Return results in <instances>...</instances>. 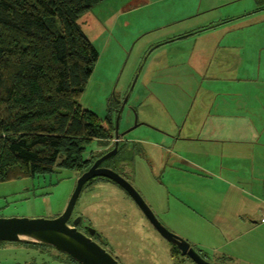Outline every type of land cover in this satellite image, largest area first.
<instances>
[{
    "label": "rangeland",
    "instance_id": "rangeland-1",
    "mask_svg": "<svg viewBox=\"0 0 264 264\" xmlns=\"http://www.w3.org/2000/svg\"><path fill=\"white\" fill-rule=\"evenodd\" d=\"M77 22L98 51L79 104L102 119L108 116L114 132L117 124L118 133L128 140L116 157L102 165L124 176L162 224L208 262L264 264V223L248 220L255 207H264V190L249 192L250 186L245 188L241 181L247 195H218L213 188L199 191L196 175L207 172L200 166L213 167L210 155L217 157L220 152L218 146L184 139L205 136L215 104H247L254 90L264 100V79L249 80L256 75L255 66L257 74L264 73V59L261 62L257 56L245 69L238 64L251 49L247 44L259 52L255 40L264 35V0H102L80 14ZM246 25L258 29L236 32ZM227 27L233 31L226 32ZM177 35L185 38L165 43ZM222 38L217 55L207 62V70L200 69V77L190 79L189 62L180 60L182 54L179 60H170L180 52L188 55L193 44L201 42L211 46L214 54ZM225 46L230 61L221 68L218 61ZM212 74L218 78L204 79ZM112 145L113 139H95L86 144L84 156L101 157ZM171 152L184 160L175 159ZM235 164L245 169L243 159ZM229 173L225 168L220 174L234 180ZM80 175L56 166L45 175L0 183V218L56 217L66 208ZM189 176L195 186L192 191L182 184L191 181ZM161 209L181 216L170 215L168 221ZM78 216L105 238V248L121 264H196L158 233L118 184L98 180L84 185L69 222ZM0 264L74 263L50 246L0 241Z\"/></svg>",
    "mask_w": 264,
    "mask_h": 264
},
{
    "label": "trees",
    "instance_id": "trees-1",
    "mask_svg": "<svg viewBox=\"0 0 264 264\" xmlns=\"http://www.w3.org/2000/svg\"><path fill=\"white\" fill-rule=\"evenodd\" d=\"M99 1L0 0V183L56 166L82 174L99 157L84 156L86 144L114 137L108 116L79 104L98 51L77 18ZM98 180L115 183L96 176L84 185Z\"/></svg>",
    "mask_w": 264,
    "mask_h": 264
},
{
    "label": "crops",
    "instance_id": "crops-1",
    "mask_svg": "<svg viewBox=\"0 0 264 264\" xmlns=\"http://www.w3.org/2000/svg\"><path fill=\"white\" fill-rule=\"evenodd\" d=\"M218 29L221 28L220 24H217ZM215 25V26H216ZM214 27V26H211ZM225 26H223L224 28ZM242 26L236 28V32H249V31H256L258 29L257 25H253L250 27ZM254 28V30H253ZM225 30L226 32H232L233 29L231 27H227ZM173 39H170L165 41V43H171L177 40L178 38L182 39L185 38L183 36L177 35L173 36ZM263 39L261 41H257L256 45H259V52L257 53L255 51V48L253 46H249L251 49L248 50V55L246 56L245 60H242L238 62V64L243 67V69L249 67L253 61H256L257 56L260 57V61L264 59V35L262 36ZM221 41L218 43V46L216 47V50L214 51V54L212 52L211 46L205 44L203 46L204 42H201V45H194L192 46V50L188 55H186L185 52H180L174 56H170V60L173 59H180L181 57H178L182 54V59L188 61L187 65L189 66V69L191 71V80L193 77H200L201 75V68H206L209 66L207 62L209 60H213L214 56L217 55V49L220 48ZM198 41L197 39L194 41L196 44ZM222 60L218 61V64L221 66V68L224 67L226 60L229 62L228 59V50L227 46L222 47ZM188 57V59H187ZM195 57V58H194ZM192 58V60H191ZM249 58V60H248ZM178 59V60H179ZM245 63V64H244ZM168 64L171 66H174L173 63L168 61ZM207 64V65H206ZM244 64V66H242ZM247 64V66H246ZM206 65V66H205ZM218 65V67H219ZM257 66H255L256 69V75H252V78L249 80H259L264 79V73L263 74H257ZM217 68V71L215 73H220V69ZM199 70V71H198ZM205 70V71H206ZM206 74V73H205ZM215 74H212L211 76H204V79L207 81H213L217 79L218 77L214 76ZM242 79V78H241ZM240 79V80H241ZM239 80V81H240ZM263 81V80H261ZM258 92L254 90V93H252V97H250L249 102L247 104H238L235 105L231 102L229 103H222V104H215L214 109L209 112V115L212 116V119H209V126L206 129L205 136L198 135V136H187L184 138L185 140H196V141H204L208 144V146H218L217 149L220 152L217 157L215 155H210V162L211 164H214V166L206 167V166H200L203 169H205L206 175L205 176H199L196 175V178H200V183H198L197 187L199 191L208 190L209 188H213L214 190H218L220 193L215 192L216 194H221L225 192L233 193L234 195L237 194H243L247 195L245 192V188L250 186L249 192L252 191V189L257 190H264V100L261 98L260 95L257 94ZM225 94H232V93H225ZM233 95V94H232ZM264 95V94H263ZM258 96H260L258 98ZM258 98V99H257ZM213 108V107H212ZM204 130V127H203ZM202 130V131H203ZM165 137H170L173 141L178 140L175 139L173 136H170L162 131H160ZM161 137H163L161 135ZM169 138V139H170ZM161 139V138H160ZM215 148V147H212ZM211 152V150H209ZM172 156L175 157V159L184 160L183 156L181 154H177L174 152H171ZM220 157L219 163H217V166H215V162L218 161V158ZM226 158V162L224 160ZM243 159L245 161V169L243 167L234 165L239 160ZM169 162V160H167ZM166 162V161H164ZM167 163V162H166ZM175 167V166H174ZM213 168V169H211ZM225 168L228 170H231V173L234 180L230 181L229 179L223 177L220 173H224ZM218 172V173H217ZM209 175H212L213 177H209ZM191 179V176H189ZM204 178L208 179V181H205ZM194 179V177H193ZM216 180V181H215ZM241 181L245 182L244 187L242 189ZM193 180H187L186 182L182 183L184 187H188L192 190L191 187H195L193 185ZM249 196V194H248ZM217 200V199H215ZM257 200V198H255ZM239 201V202H238ZM240 200L237 199V203L240 204ZM264 203L263 201H261ZM256 205H251V207ZM160 212L163 213V216L166 217V219L169 221L170 215H175V217H180L177 212L174 210H160ZM248 220L251 223H264V207H255V209L249 213Z\"/></svg>",
    "mask_w": 264,
    "mask_h": 264
},
{
    "label": "water",
    "instance_id": "water-1",
    "mask_svg": "<svg viewBox=\"0 0 264 264\" xmlns=\"http://www.w3.org/2000/svg\"><path fill=\"white\" fill-rule=\"evenodd\" d=\"M137 124L134 125L136 127ZM118 129L116 124L115 146L96 159L78 178L75 189L64 211L54 218H0V241H27L42 243L65 253L79 264H121L106 248L77 228L81 216L69 223L76 201L84 184L96 176L106 177L122 187L140 208L158 233L174 245L183 255L196 264H212L203 258L191 244L165 227L146 203L138 190L122 175L102 162L115 156L118 151ZM89 234L96 229L87 227ZM98 233V232H96Z\"/></svg>",
    "mask_w": 264,
    "mask_h": 264
},
{
    "label": "flooded vegetation",
    "instance_id": "flooded-vegetation-1",
    "mask_svg": "<svg viewBox=\"0 0 264 264\" xmlns=\"http://www.w3.org/2000/svg\"><path fill=\"white\" fill-rule=\"evenodd\" d=\"M142 124V123H141ZM118 146H126V142H128V140H126L125 138H124V133L123 134H119L118 133ZM113 139V145L110 147L111 149L115 146V132H114V137L112 138ZM111 149H109V150H111ZM108 150V151H109ZM107 151V152H108ZM106 153V152H105ZM104 153V154H105ZM116 155V154H115ZM101 166H103L102 164H101ZM72 225H73V223H71ZM77 226V228L80 230V231H82L83 233H85L86 235H88V236H90L93 240H95L96 242H98L97 240H98V238L100 239V242L101 243H99L100 245H102L104 248H105V244L107 243L106 242V240H105V238L104 237H102V235L96 230V232H98V233H94V234H89V232H88V230H87V227L89 226V225H87V224H83V219L81 218V220L78 222V224L76 225ZM107 245V244H106Z\"/></svg>",
    "mask_w": 264,
    "mask_h": 264
}]
</instances>
